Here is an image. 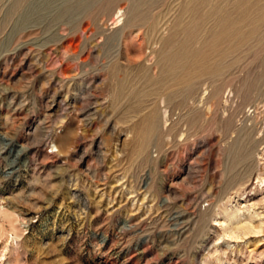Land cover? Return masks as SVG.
<instances>
[{
    "label": "rangeland",
    "instance_id": "374dc122",
    "mask_svg": "<svg viewBox=\"0 0 264 264\" xmlns=\"http://www.w3.org/2000/svg\"><path fill=\"white\" fill-rule=\"evenodd\" d=\"M15 2L0 264H264V0ZM245 129L252 175L226 187Z\"/></svg>",
    "mask_w": 264,
    "mask_h": 264
},
{
    "label": "bare ground",
    "instance_id": "6f19581e",
    "mask_svg": "<svg viewBox=\"0 0 264 264\" xmlns=\"http://www.w3.org/2000/svg\"><path fill=\"white\" fill-rule=\"evenodd\" d=\"M23 2H27V0H16V2L14 3V9L16 10V9H19V7H21L22 6V4H23ZM110 3V2H109ZM112 4V3H111ZM29 6L27 7V9H29V10H26V11H28L29 13H28V15H26V16H29V15H35V14H37V9H38V6H37V4H36V2L35 1H29V4H28ZM23 7V6H22ZM22 7H21V9H22ZM110 7V6H109ZM24 8V7H23ZM24 10V9H23ZM68 11V10H67ZM17 12V11H16ZM15 12V13H16ZM23 12V11H22ZM63 12V11H62ZM61 12V13H62ZM19 13V12H18ZM63 14V13H62ZM118 15V14H117ZM118 17V16H117ZM119 19V18H118ZM24 20V19H23ZM141 22V21H140ZM36 31V30H35ZM31 32V31H30ZM27 33L28 32H24V33H21V37H23V36H27ZM31 34V33H30ZM35 34V33H34ZM28 35H29V33H28ZM31 35H33V34H31ZM31 35H29V36H31ZM28 36V37H29ZM23 39H24V37H23ZM188 57H189V55H188V53H184L181 57H180V59H179V61H178V63H176L175 65H173L169 70H167V72L168 73H173V71L174 70H176L177 68H179L180 67V64L183 62V61H187L188 60ZM177 59V58H176ZM174 60V59H173ZM171 66V65H170ZM260 76V75H259ZM176 77V76H175ZM174 77V78H175ZM161 80V79H160ZM163 80V79H162ZM162 84L164 85V81H162ZM157 85H158V83H157ZM245 101V100H244ZM233 114V113H232ZM231 114V116H233ZM234 116H235V114H234ZM234 118V117H233ZM235 118H236V116H235ZM155 123V122H154ZM229 123V122H228ZM234 123V122H233ZM233 123H232V125H233ZM230 124V123H229ZM150 125V124H149ZM153 125V124H152ZM227 127V126H226ZM152 128H154L155 129V127H153L152 126ZM237 128V127H236ZM243 128V127H242ZM230 130V129H229ZM243 130V129H242ZM245 131H246V133H245V135L243 136V138L244 137H246L245 139H242L240 142H238V145H236L237 146V150H236V152L234 153V155H233V158H232V162H231V172H230V175L228 176V179H227V182H225L226 183V187H233V186H235V185H237L238 183H240L241 181H245V182H248L249 181V179H250V177H251V173H252V170L253 169H251V165H250V158H251V154H252V152H253V149H254V147H255V144L253 143V141L252 140H250V136H251V131L249 132V131H247L246 129H245ZM227 132V131H226ZM155 133V132H154ZM227 133H229V132H227ZM236 133H237V131H236ZM228 135V134H227ZM178 136L179 137H181L182 135H181V133H179L178 134ZM230 136V135H229ZM232 137V136H231ZM240 138V137H239ZM149 139V138H148ZM227 139H229V138H227ZM236 141V140H235ZM234 141V142H235ZM232 143V142H231ZM231 146V147H230ZM229 146V148L230 149H232V145H230ZM233 146H235L234 144H233ZM225 148H226V146H225ZM227 152H229V151H227ZM226 152V153H227ZM232 153V152H231ZM229 160V159H228ZM227 166V165H226ZM228 167V166H227ZM230 167V166H229ZM227 169V168H226ZM225 169V170H226ZM228 171V170H227ZM223 172H224V170H223ZM228 173V172H227ZM224 175V174H223ZM227 176V175H226ZM225 187V188H226ZM233 189V188H232ZM229 194V193H228ZM0 214L3 216V219L6 221V222H8V224H9V227H10V232H12L13 234H15V236H17V231H18V229H17V226H16V218L15 217H13L12 215H10V214H8L7 212H5V211H2L1 210V212H0ZM3 231H2V228H1V225H0V233H2Z\"/></svg>",
    "mask_w": 264,
    "mask_h": 264
},
{
    "label": "water",
    "instance_id": "95a60500",
    "mask_svg": "<svg viewBox=\"0 0 264 264\" xmlns=\"http://www.w3.org/2000/svg\"><path fill=\"white\" fill-rule=\"evenodd\" d=\"M248 1H249V0H248ZM247 11H248V9L246 8V9L243 11V15L246 14ZM260 20H264V17H263L262 19H255V20H253L252 22H253V24H254V23L256 24V23H258ZM228 30H230V26L225 27L224 29H222V30H221L222 32L219 33V35H218V39H217L216 41H220L221 39H224V37H225V35H226L225 33H226ZM257 30H258V25H254L253 28L247 33V38H252V37H254V36L257 34Z\"/></svg>",
    "mask_w": 264,
    "mask_h": 264
}]
</instances>
